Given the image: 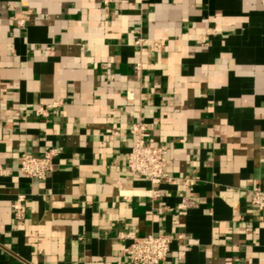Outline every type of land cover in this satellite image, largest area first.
Instances as JSON below:
<instances>
[{
  "label": "crops",
  "instance_id": "obj_1",
  "mask_svg": "<svg viewBox=\"0 0 264 264\" xmlns=\"http://www.w3.org/2000/svg\"><path fill=\"white\" fill-rule=\"evenodd\" d=\"M140 122L193 186L129 172ZM50 149L46 180L17 171ZM0 166V264H129V235L264 264V0H0Z\"/></svg>",
  "mask_w": 264,
  "mask_h": 264
},
{
  "label": "built area",
  "instance_id": "obj_2",
  "mask_svg": "<svg viewBox=\"0 0 264 264\" xmlns=\"http://www.w3.org/2000/svg\"><path fill=\"white\" fill-rule=\"evenodd\" d=\"M112 0H103L106 10L109 9ZM24 25V20L19 22ZM38 115H46L47 109H40ZM151 126L140 122L131 129L130 136L134 144L126 158V165L132 175L139 176L148 181L152 186L163 182L175 185L182 181L187 186H193L198 180L193 176H186L177 179L169 174V148L167 146H152L147 140V133ZM114 135H118L114 133ZM57 149H50L44 152L41 157H35L23 153L18 159L17 171L30 180H46L48 174L54 169V160L59 155ZM7 172L0 166V176ZM252 206L259 212H264V187L257 186L251 191ZM25 198L20 196L12 205L14 218L17 223L24 219ZM182 207H186L185 203ZM128 239L130 244L122 250V257L129 264H164L168 258L171 246L175 241L174 237L168 235H129L123 237Z\"/></svg>",
  "mask_w": 264,
  "mask_h": 264
}]
</instances>
